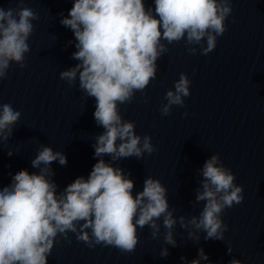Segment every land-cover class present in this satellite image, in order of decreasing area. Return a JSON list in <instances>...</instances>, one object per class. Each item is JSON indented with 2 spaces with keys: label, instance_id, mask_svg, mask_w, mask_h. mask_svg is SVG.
I'll return each instance as SVG.
<instances>
[{
  "label": "clouds",
  "instance_id": "clouds-1",
  "mask_svg": "<svg viewBox=\"0 0 264 264\" xmlns=\"http://www.w3.org/2000/svg\"><path fill=\"white\" fill-rule=\"evenodd\" d=\"M231 12V0H154V9H146L144 0H73L60 23L74 33L77 51L72 58L79 63L62 71L60 78L71 85L79 74L80 89L95 98L94 119L104 131L96 137L94 157L142 158L155 150L151 137L137 135L135 122L124 120L118 105L130 103L136 91L143 92L156 78L157 61L168 52L162 41L172 44L186 38L187 45H199L201 54L207 55L227 30L225 21ZM38 18L24 0L15 9L0 6V80L7 77L12 63L21 69L27 66L32 21ZM188 51L195 54L197 49ZM190 83L181 73L174 90L166 92L162 115H169L173 105L183 106ZM20 116L11 104H0V141L9 139ZM7 154L11 157L12 152ZM54 161L66 165L67 157L41 146L31 161L39 172L21 169L0 188V264H47L57 236L67 237L69 232L90 247L103 243L122 253L132 252L139 242L137 228L149 226L156 238L161 217L167 230L165 243L175 246L172 229L177 221L159 179L148 177L143 191L133 196V180L101 158L87 179L76 178L57 195L51 179ZM200 171L202 190H197L196 201L205 203L188 224L204 231L205 240L223 241L228 225L221 217L226 208L243 202V187L234 183L235 175L219 155L207 159ZM180 223L187 226L183 216ZM199 254L191 264L208 259L203 249ZM167 255V249L162 250L161 256ZM229 264L242 262L234 258Z\"/></svg>",
  "mask_w": 264,
  "mask_h": 264
}]
</instances>
